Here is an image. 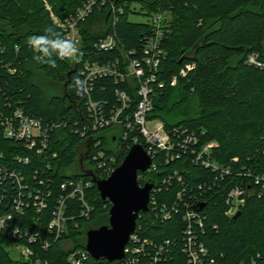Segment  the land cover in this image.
Here are the masks:
<instances>
[{"label":"trees","instance_id":"1","mask_svg":"<svg viewBox=\"0 0 264 264\" xmlns=\"http://www.w3.org/2000/svg\"><path fill=\"white\" fill-rule=\"evenodd\" d=\"M46 1L62 19L73 15L82 2L0 0V117L2 113L20 108L45 123L64 121L67 126L52 135L50 151L37 156L5 139L0 124V149L4 154L7 157L29 154L39 165L48 158L58 181L67 177L106 178L105 171L93 160L92 152L97 151L94 142L101 140L100 148L107 156H114L117 166L124 160L133 140L132 137L120 138L116 126L90 132L86 137L72 132L74 121L86 116L76 83L80 78V64L84 59L104 60L117 54L100 53L93 48L95 41L112 30L126 49H141L143 36L151 27L146 22L129 20L130 5L134 2L142 4L150 13L166 11L170 15L169 31L162 43L166 57L158 73L166 85L158 90L154 109L148 117L161 119L167 130L178 127L205 132L201 137L203 141H217L212 151L213 159L221 166H228L232 173L226 175L227 183L219 180L222 181L220 186L210 190L205 184H214L216 174L211 167L195 164L190 152L173 162L166 161V154L161 152L157 156L158 168L140 171L139 182L143 185L149 181L162 186L163 179L178 170L189 193L202 184L201 198L207 203L203 207L205 232L201 235L212 255L220 264H251L252 260L264 264V195H252L237 219L226 214L229 185L242 179L249 181L251 178L246 175L249 171L264 173V66L248 62L251 54H257L264 64V0H127L129 5L123 14H119L115 27L108 23L107 10H95L80 24L84 46L81 55L66 59L54 56V68L34 60L38 53L27 43L30 36L45 35L46 28L53 29L63 38V31L54 23ZM187 63H195V67L186 77L180 78L176 86H171V78ZM31 65L48 79L62 84L63 94L46 99L43 88L33 79ZM126 84L130 85V81ZM131 92L135 104L139 97L135 90ZM105 95L114 98L111 92ZM53 152L57 155L53 156ZM240 172L244 173L239 176ZM182 186L178 182L171 187L162 186L158 201H172ZM87 198L93 210L85 218L79 215L78 200L71 201L69 214L76 217L68 222L64 236L81 248H86L88 230L108 225L110 218L111 205L102 198L97 184L87 190ZM184 227L181 214L163 220L149 210L141 212L136 232L156 244L171 240V249H175L177 255ZM39 253L48 258V264H62L70 252L61 242H56ZM0 264L35 262L21 258L11 248V240L0 236ZM85 264H120V261L95 259L89 255Z\"/></svg>","mask_w":264,"mask_h":264},{"label":"built area","instance_id":"2","mask_svg":"<svg viewBox=\"0 0 264 264\" xmlns=\"http://www.w3.org/2000/svg\"><path fill=\"white\" fill-rule=\"evenodd\" d=\"M45 5L56 26L63 31V38L74 41L81 52L84 46L80 24L95 10L105 9L110 17L108 23L115 27L119 14L124 13L129 3L127 0H82L75 13L65 19L58 17L47 1ZM132 12H135V7L131 4L129 15ZM169 20L170 15L166 11L151 14V19L146 22L151 28L143 36L144 43L140 50L126 49L120 43L115 30L93 43V48L100 53L117 54L104 60H82L78 93L83 99L86 116L74 121L72 132L86 137L90 132L118 127L120 138L127 140L132 137L133 142L128 145L129 150L139 143L152 158V164L147 171L158 168L157 156L161 152L166 154L165 159L168 162L182 159L190 152L195 164L211 167L213 172H216L215 183L205 184L213 190L220 186L222 181L219 180L225 181L226 175L232 173L228 166H221L213 159L212 151L217 146V141H203V131H189L178 127L167 130L161 119L148 117L154 109V98L158 90L166 85L164 80H160L158 73L160 64L166 57L162 43L169 31ZM69 56L76 57L71 53ZM248 62L264 66L257 54H251ZM194 67L195 63L184 65L171 78L170 85L176 86L180 78L186 77ZM128 81L130 85L125 86ZM132 90H135L139 97L135 104ZM110 92L114 97L112 99L105 95ZM0 124L5 139L20 144L25 151L37 156L50 151L52 135L67 126L64 121L45 123L43 119L30 116L20 108L2 113ZM100 145L101 140L94 142L97 151L92 152L93 160L97 162L98 168L105 171L108 178L120 164L116 166L114 156H107ZM53 153V156L57 155L56 152ZM21 166L30 170L25 171ZM52 167V161L48 158L39 165L29 154L17 153L7 157L0 149V236L11 240V248L21 258L34 261L35 264H48V258L39 251L50 249L56 242H61L63 248L70 252L62 264H85L90 255L89 251L76 247L64 236L68 231V222L76 217L69 214L72 200H78L81 207L80 217L90 216L93 207L87 198V190L96 184V178L90 180L84 177H67L58 181ZM246 175L250 176L249 181L242 179L229 185L226 196V214L229 216H234L241 210L252 195H264V173L249 171ZM175 182L184 186L178 188L172 201L159 202L157 198L163 189L162 186L171 187ZM151 183L154 186L151 189L148 211L152 210L163 220L181 214L185 223L179 255H176L175 249H171V240H166L165 244H156L151 239L142 238L135 231L130 236L120 264H220L201 235L205 232L206 219L201 205L207 203L201 198L202 184L192 188L189 193L178 170L168 174L163 179L162 186ZM176 243L177 239L172 245L175 246ZM251 264L258 262L252 260Z\"/></svg>","mask_w":264,"mask_h":264},{"label":"water","instance_id":"3","mask_svg":"<svg viewBox=\"0 0 264 264\" xmlns=\"http://www.w3.org/2000/svg\"><path fill=\"white\" fill-rule=\"evenodd\" d=\"M151 164L150 155L141 144L136 143L108 178L95 180L102 198L109 201L111 207L109 224L87 232L86 249L93 258H104L111 262L124 258L125 248L136 231L141 212L149 209L154 184L146 182L141 185L139 172L147 171ZM204 206L205 203L201 208ZM241 213L239 210L233 219H237Z\"/></svg>","mask_w":264,"mask_h":264},{"label":"clouds","instance_id":"4","mask_svg":"<svg viewBox=\"0 0 264 264\" xmlns=\"http://www.w3.org/2000/svg\"><path fill=\"white\" fill-rule=\"evenodd\" d=\"M45 35H33L27 40L29 46L38 55L33 57L34 60L40 63H47L50 67H56V60L53 57H59V59L70 58L69 54L79 57L81 55L80 50L76 47L75 42L62 38L59 33L53 29H45ZM79 84V81L76 82Z\"/></svg>","mask_w":264,"mask_h":264},{"label":"rangeland","instance_id":"5","mask_svg":"<svg viewBox=\"0 0 264 264\" xmlns=\"http://www.w3.org/2000/svg\"><path fill=\"white\" fill-rule=\"evenodd\" d=\"M135 12L130 13L129 20L135 22H147L151 19V14L146 8L142 6L139 2H134ZM33 79L41 85L44 91L46 99H49L55 94H63V85L54 82L46 77V75L41 72L35 65H31Z\"/></svg>","mask_w":264,"mask_h":264}]
</instances>
